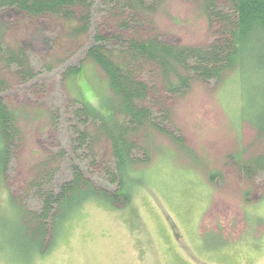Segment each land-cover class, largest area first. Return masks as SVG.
Listing matches in <instances>:
<instances>
[{"label": "rangeland", "instance_id": "obj_1", "mask_svg": "<svg viewBox=\"0 0 264 264\" xmlns=\"http://www.w3.org/2000/svg\"><path fill=\"white\" fill-rule=\"evenodd\" d=\"M199 1L147 0L155 9L135 25L134 32L154 33L174 44L210 43L216 25H210ZM219 8L228 11L222 3ZM111 15L97 13L93 28L114 33ZM64 27L50 17L29 19L16 9L0 10V43L23 47L39 70L30 85L7 73L10 86L0 93L8 105L26 111L6 181L0 182V264H264V169L252 167L246 175L240 166L264 154V134L248 121L257 118L262 104L263 72L246 74L241 85L232 72L225 77L226 85L225 79L219 85L194 81L182 96L166 97L160 91L156 109L168 110L169 118L162 114L157 122L182 138L184 148L159 132H153L150 143L143 134L138 136L137 143L144 142L151 152L152 163L136 165V170H142V185L131 202L117 208L87 201L62 222L57 233L49 228L42 252L29 251L8 200L38 209L34 194H26L35 176L33 167L59 151V140L62 147L68 145L66 123L56 130L46 129L43 121L32 120L33 110L42 105L65 112L69 95L97 103L106 91L103 74L82 55L85 38L71 39ZM56 56L69 58L55 63L51 71L45 69ZM80 61L83 69L68 81V87L63 86V66ZM100 146L108 148L104 141ZM68 153L63 175L69 160L75 159L69 149ZM55 167L51 164V169ZM90 173L95 183L106 185L102 170L92 168Z\"/></svg>", "mask_w": 264, "mask_h": 264}, {"label": "trees", "instance_id": "obj_2", "mask_svg": "<svg viewBox=\"0 0 264 264\" xmlns=\"http://www.w3.org/2000/svg\"><path fill=\"white\" fill-rule=\"evenodd\" d=\"M146 1L0 0V10L16 9L29 19L50 17L66 26V36L71 39L85 38L81 53L105 78L106 91L99 95L97 103L69 95L68 111L42 105L33 110L32 120L43 121L46 129L56 130L61 122L66 123L68 145L62 147L59 140V151L46 155L33 167L35 176L26 194H34L38 209H27L22 200L21 205L8 200L32 253L42 252L51 229L52 234L57 233L62 222L85 202L94 200L117 208L131 202L135 190L142 185V170H136V165L147 167L152 163L151 152L144 142L137 143L138 136L143 134L150 143L153 132H159L184 148L182 138L165 130L162 121L157 122L159 115L169 118L168 110L162 113L156 109L159 94L182 96L194 81H214L219 85L229 72L239 85L246 74L264 73V0H200V9L216 28L214 40L199 46L174 44L154 33L134 32L135 25L155 9ZM220 3L227 12L219 8ZM104 12L112 13L114 33L93 28L95 15ZM53 58L45 68L48 71L69 57ZM1 66L0 72L5 73H0V93L10 86L7 73L25 85L39 76V70L21 46L13 48L0 43ZM82 69V61L78 65H64L63 86L68 87V81ZM25 112L24 108L8 105L0 96V182L6 181L12 147L21 139ZM256 116L248 121L264 134V97ZM42 131L46 130L42 127ZM102 141L108 145L106 150L100 146ZM68 149L76 161L69 160L67 175H63L62 166L70 158ZM137 150L143 154H137ZM53 163L56 167L51 169ZM246 163L248 167L244 166ZM240 166L246 175L252 167L264 169V154ZM92 168L102 170L100 177L106 185L92 180ZM213 175L210 174V180Z\"/></svg>", "mask_w": 264, "mask_h": 264}]
</instances>
